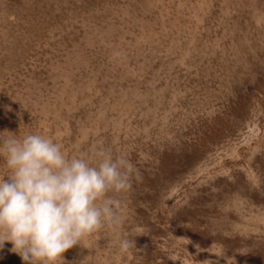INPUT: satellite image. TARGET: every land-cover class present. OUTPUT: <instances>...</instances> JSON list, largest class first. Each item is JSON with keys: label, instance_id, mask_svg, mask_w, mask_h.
I'll use <instances>...</instances> for the list:
<instances>
[{"label": "rangeland", "instance_id": "374dc122", "mask_svg": "<svg viewBox=\"0 0 264 264\" xmlns=\"http://www.w3.org/2000/svg\"><path fill=\"white\" fill-rule=\"evenodd\" d=\"M3 131L135 167L57 264H264V0H0Z\"/></svg>", "mask_w": 264, "mask_h": 264}, {"label": "clouds", "instance_id": "9594fccd", "mask_svg": "<svg viewBox=\"0 0 264 264\" xmlns=\"http://www.w3.org/2000/svg\"><path fill=\"white\" fill-rule=\"evenodd\" d=\"M135 173L124 155L102 147L66 155L41 134L0 132V251L10 242L23 264H57L84 237L118 221L113 194L128 192ZM133 244L121 241L122 249Z\"/></svg>", "mask_w": 264, "mask_h": 264}]
</instances>
